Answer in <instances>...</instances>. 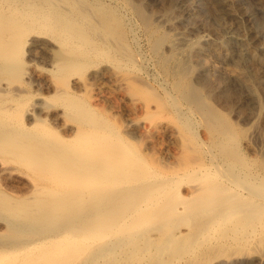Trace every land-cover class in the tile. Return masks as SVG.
Returning a JSON list of instances; mask_svg holds the SVG:
<instances>
[{"label": "bare ground", "instance_id": "6f19581e", "mask_svg": "<svg viewBox=\"0 0 264 264\" xmlns=\"http://www.w3.org/2000/svg\"><path fill=\"white\" fill-rule=\"evenodd\" d=\"M144 1L0 0V264H264L262 52Z\"/></svg>", "mask_w": 264, "mask_h": 264}, {"label": "rangeland", "instance_id": "374dc122", "mask_svg": "<svg viewBox=\"0 0 264 264\" xmlns=\"http://www.w3.org/2000/svg\"><path fill=\"white\" fill-rule=\"evenodd\" d=\"M146 1H144V2L148 6L157 7V9L159 10V7L161 6V3H159V1H158V3L156 2L157 0H152L153 2L151 0H149L150 3L148 0H146ZM209 1L208 0H196V1L195 0H183L184 3L187 4V2H188L187 5H190L191 7H193V9H195L194 11H196V14L199 13V14H197V16H198V18H200L199 19L200 22L198 21L193 26V28H191L190 24L188 26L187 25L180 26L181 29L178 28L179 31H183V30L185 32L188 31L189 33H191V35H194V36H203L204 35L205 37H207L209 39L214 38L215 40H218V39L226 40V46H224L222 48V50L226 51L227 49H229V52H231V54H233L235 56H237L238 54L239 55L240 54L245 55V53L247 54V56H249L250 55L249 51L256 50L257 52L258 51L260 53L262 52L261 57L263 58L264 57V6H262V5H264V0H232L233 1V7L225 6L226 5L225 4V5H223V8H219L217 10H215L216 6L212 3V1H210V3H209ZM151 3H153V4L155 3L156 6H154ZM156 3L159 5H157ZM211 7L212 8L214 7V8L212 9ZM209 9H211V10H209ZM222 9H226L227 11L222 10ZM160 12L161 11H158V13H160ZM201 15H203V16H201ZM201 28H202V30H201ZM244 32H246V33H244ZM214 34H216L219 38L217 36H215ZM244 57H246V56H244ZM249 57H247L248 63L247 62L246 63L248 65H245L246 68H248V69L251 68L249 71L252 72V74L257 75L258 78H260V79L263 78L264 77V64L262 65L261 63L260 64L256 63L257 65L255 64L256 66L253 67L254 62L251 60V57L250 58ZM227 59H228V57L224 58V60H226V61H227ZM249 59H250V61H249ZM217 61H221V59H219ZM251 63H253V64H251ZM254 68H256V69H254ZM261 75H263V76H261ZM248 104H250L252 106V103L250 101ZM231 116L233 117L232 114H231ZM249 124L250 123H247L246 125H249ZM263 129H264V126H263ZM255 144H256V149L258 151V154L260 156H264V147H260L261 146L260 143L257 144L256 141H255ZM16 174L17 173H15V172L12 174L11 180L16 181V182L17 181L22 182L23 178H21V177L19 178L18 177L19 175L17 174L18 175L17 176Z\"/></svg>", "mask_w": 264, "mask_h": 264}]
</instances>
